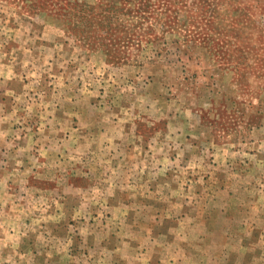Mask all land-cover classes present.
I'll list each match as a JSON object with an SVG mask.
<instances>
[{
	"label": "rangeland",
	"instance_id": "374dc122",
	"mask_svg": "<svg viewBox=\"0 0 264 264\" xmlns=\"http://www.w3.org/2000/svg\"><path fill=\"white\" fill-rule=\"evenodd\" d=\"M0 264H264V0H0Z\"/></svg>",
	"mask_w": 264,
	"mask_h": 264
}]
</instances>
